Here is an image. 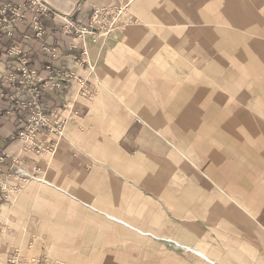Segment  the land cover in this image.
<instances>
[{
	"label": "crops",
	"instance_id": "0c3cea01",
	"mask_svg": "<svg viewBox=\"0 0 264 264\" xmlns=\"http://www.w3.org/2000/svg\"><path fill=\"white\" fill-rule=\"evenodd\" d=\"M8 1L25 17L0 30V264H264V0H43L82 24L126 7L84 39ZM25 67L64 125L27 151Z\"/></svg>",
	"mask_w": 264,
	"mask_h": 264
},
{
	"label": "built area",
	"instance_id": "2783aa9c",
	"mask_svg": "<svg viewBox=\"0 0 264 264\" xmlns=\"http://www.w3.org/2000/svg\"><path fill=\"white\" fill-rule=\"evenodd\" d=\"M30 2L34 3V9L40 10L42 13H49L54 12L53 9L46 5L43 0H29ZM33 9V10H34ZM123 8L120 7H98L95 8L93 11L90 22L84 26H79L75 23L74 20L67 16H60L66 21V31L70 34H76L80 36H84L86 34L97 36L109 34L114 29H116L121 24H124L123 16H125V12ZM24 16L19 11L18 7L14 4L10 3L8 0H4L3 5L0 8V30L6 31L9 35H12L16 29V22L19 19H22ZM13 53H18V51L12 49ZM27 60H24L23 63H26ZM21 71L23 72V76L25 77L24 80L19 81L28 83L31 91L35 93L31 100L32 104L27 102H20L22 103V108L25 110L26 108H31V116L29 120H22L23 129L19 132V137L24 140L25 149L29 150L33 147L39 148L37 142L34 141L37 135V132L44 128H50V131L56 134L58 137H62L63 135V126L60 123L54 121L53 117L47 115L45 113V109L42 106V103L39 101V93H41L42 87L39 86V80L35 79V75L33 72H29V70L25 67L22 68ZM36 81H33V80ZM16 77L13 74H7L4 77V82L10 83L15 81ZM81 90L83 94H89L90 91L81 84ZM29 104V107H28ZM56 145V143H55ZM54 148V147H53Z\"/></svg>",
	"mask_w": 264,
	"mask_h": 264
},
{
	"label": "rangeland",
	"instance_id": "374dc122",
	"mask_svg": "<svg viewBox=\"0 0 264 264\" xmlns=\"http://www.w3.org/2000/svg\"><path fill=\"white\" fill-rule=\"evenodd\" d=\"M46 4V3H45ZM3 5V4H2ZM1 5V6H2ZM47 5V4H46ZM1 6H0V8H1ZM49 6V5H48ZM105 7H112V6H105ZM118 7H120V8H123L124 10H126V7L125 6H118ZM95 8H98V7H95ZM95 8L93 9V11L95 10ZM34 6L31 8V9H29L30 11H32V12H34L35 14H34V17H37L38 18V15H37V13H39V15H42V16H45V17H52L53 19H60L61 21H62V31L64 32V33H66V34H69V35H74V36H77V37H79V38H81V39H84L87 35H89V34H86V35H84V36H78V35H76V34H70L69 32H67L66 31V21H64L63 20V16H67V17H69V18H71L70 16H68V15H63V14H61V13H59L58 11H55V10H53L54 12H50V14L49 13H42L40 10H37V9H34ZM93 11H92V13H93ZM126 12V11H125ZM92 13H91V15H92ZM126 14V13H125ZM60 16H62V17H60ZM25 17V16H24ZM23 17V18H24ZM22 18V19H23ZM90 18H91V16H90ZM90 18H89V21L86 23V24H88L89 22H90ZM22 19H19V20H22ZM72 19V18H71ZM19 20H17V22H16V24L18 23V21ZM72 20H74V19H72ZM35 21H37L36 22V25L38 24V19L37 20H35ZM75 21V20H74ZM75 23L77 24V25H79V26H84V25H86V24H82V23H79L78 21H75ZM260 28V27H259ZM41 30L42 31H44L43 30V26H42V28H41ZM1 31H4V30H1ZM45 32V31H44ZM7 33V32H6ZM111 33V32H110ZM102 35V34H101ZM101 35H97V36H101ZM104 35H107V34H104ZM93 36V35H92ZM97 36H94V37H97ZM228 44V43H227ZM84 54H87L86 53V50H84ZM227 57H229V55H227ZM29 70V69H28ZM29 72H30V70H29ZM32 72V71H31ZM61 73V75L63 76V77H67V74H65V73H63V72H60ZM33 75H35V79H39V77L38 76H36V74L33 72ZM6 76V75H5ZM5 76H3L2 78L4 79V77ZM33 80V81H36V80ZM41 81V80H40ZM43 94H41L40 93V98H41V96H42ZM27 101H29V103L30 104H32V100L31 99H28V100H25L24 102H27ZM39 101H40V99H39ZM14 105H15V108L16 109H23L22 108V103H20L19 101L18 102H16L15 101V103H14ZM42 106H43V108L45 109V111H46V108H45V106L42 104ZM28 107H29V104H28ZM25 111H26V113H27V116L26 117H24L23 119L22 118H19L18 119V121H19V125H20V129L17 131V133H16V137L17 138H19L20 140H22V138L21 137H19V132L23 129V125L24 124H22V120H24V121H26V120H29L30 119V116H31V108L29 107V108H26L25 109ZM45 113H47V115H50L51 117H52V115H53V113L51 112V113H49V112H45ZM54 121H56V119H54ZM56 122H58V123H60L61 124V126H63V128H64V125L62 124V122H60V121H56ZM48 130V131H50V128H48V127H44V128H42V129H40L38 132H37V135H36V138H35V140L34 141H36L37 142V136L39 135V133H41V131H43V130ZM56 135V134H55ZM63 136V135H62ZM23 141V143H25L24 142V140H22ZM57 144V143H56ZM56 146V145H55ZM24 150H26L25 149V144H24ZM27 151V150H26ZM25 177H27V175H25ZM5 187H6V185H2V189H5ZM10 264H28V262H21V261H18V259H17V257H13V259L11 260V262H10Z\"/></svg>",
	"mask_w": 264,
	"mask_h": 264
}]
</instances>
